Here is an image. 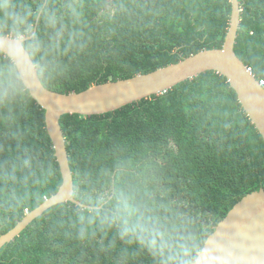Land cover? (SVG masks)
I'll use <instances>...</instances> for the list:
<instances>
[{"label":"trees","instance_id":"obj_1","mask_svg":"<svg viewBox=\"0 0 264 264\" xmlns=\"http://www.w3.org/2000/svg\"><path fill=\"white\" fill-rule=\"evenodd\" d=\"M237 55L264 80V0H239ZM230 0H0V34L51 90L80 92L222 47ZM74 197L0 249V264H192L216 225L264 187V139L208 70L98 115L64 114ZM63 178L45 109L0 51V235ZM91 206V207H88Z\"/></svg>","mask_w":264,"mask_h":264},{"label":"water","instance_id":"obj_2","mask_svg":"<svg viewBox=\"0 0 264 264\" xmlns=\"http://www.w3.org/2000/svg\"><path fill=\"white\" fill-rule=\"evenodd\" d=\"M230 26L220 48L203 49L182 60L132 77L93 84L80 92L48 89L24 45L27 38L0 34V51L15 63L33 98L45 109V122L62 173L58 191L29 211L15 227L0 235V249L50 207L67 201L85 206L74 197V177L65 135L64 114L98 115L160 94L208 70L226 76L252 123L264 139V86L237 55L236 38L241 21L239 0H230ZM91 207V206H88ZM192 264H264V187L245 195L216 225Z\"/></svg>","mask_w":264,"mask_h":264},{"label":"built area","instance_id":"obj_3","mask_svg":"<svg viewBox=\"0 0 264 264\" xmlns=\"http://www.w3.org/2000/svg\"><path fill=\"white\" fill-rule=\"evenodd\" d=\"M259 82H260V84H261L262 86H264V80H263V79L259 80Z\"/></svg>","mask_w":264,"mask_h":264}]
</instances>
